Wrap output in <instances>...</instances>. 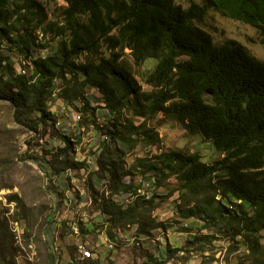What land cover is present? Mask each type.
Returning a JSON list of instances; mask_svg holds the SVG:
<instances>
[{"label":"trees","instance_id":"16d2710c","mask_svg":"<svg viewBox=\"0 0 264 264\" xmlns=\"http://www.w3.org/2000/svg\"><path fill=\"white\" fill-rule=\"evenodd\" d=\"M63 1L67 6L61 20L45 23L41 0H0V103L9 108L13 122L30 132L39 131L40 125L55 127L49 101L57 88L67 99L83 101L85 111L94 116L99 108L109 109L119 116L102 132L110 164L101 167L110 178L109 195L99 209L108 238L135 225L137 238L154 229L168 230L152 211L156 198L173 192L147 198L126 177L154 178L161 188L176 176L180 217L201 219L238 243L241 236L249 253L256 254L264 230V62L237 40L217 43L197 23L205 24L214 10L254 26L264 37V0H202L188 8L175 0ZM149 58L158 63L144 77L151 87L144 90L136 72ZM89 88L99 91L105 106L92 108L84 101ZM159 114L180 122L188 134L200 135L223 157L207 163L198 152L163 151L158 129L149 124ZM12 131L0 129V141ZM59 136L66 143L63 148L44 150V157L51 155L46 160L52 169L46 170L49 178L62 172L59 157L73 146L69 136ZM140 144L159 154L138 157L126 169L125 156ZM8 161L0 158V167ZM62 164L64 169H90L85 162ZM103 169L92 172L90 189L96 187L93 176L106 179ZM128 194L135 197L120 201ZM81 232L87 233L83 222ZM219 234L196 235L182 247L168 243L167 255L161 258L144 243V260L134 264H170L179 252L185 255L187 247L210 244ZM12 249L0 241V264H15L9 257ZM48 255L57 260L54 250Z\"/></svg>","mask_w":264,"mask_h":264},{"label":"rangeland","instance_id":"374dc122","mask_svg":"<svg viewBox=\"0 0 264 264\" xmlns=\"http://www.w3.org/2000/svg\"><path fill=\"white\" fill-rule=\"evenodd\" d=\"M175 1L184 8L190 7L192 3H203L202 0ZM41 2L44 5L45 23L61 20L67 6L65 1ZM197 25L211 33L221 45L230 40L241 42L264 62V37L254 26L223 17L214 10L209 11L205 24ZM38 34L43 38L42 33ZM126 58L132 62L129 53ZM82 59L91 60L85 56ZM157 63V59L149 58L136 72V78L144 90L151 88L145 83L144 77ZM23 72L26 70L23 69ZM60 90L59 88L57 92ZM86 91L88 93L84 101L89 102L92 108L105 106L99 91L90 88ZM60 92L62 96L56 93L49 101V107L56 118L55 127L40 125L37 132H30L13 122L9 108L0 103V129L13 130L6 141H0V158L12 160L10 163L8 161L9 164L6 163V167H0V241L2 247L6 243L13 246L9 257L15 264H82L79 245L93 248L96 254L93 260L95 264H134L144 260V243H148L155 250V255L161 258L167 255L168 243L174 245L173 248L182 247L196 235L211 231L219 234L216 226L208 225L201 219L180 217L177 200L181 192L177 190L179 181L176 176L157 188L154 184L152 187L147 185L148 181H155L154 178L148 180L136 174L126 177V180L133 182L139 189L138 192L153 195L173 192L170 196L156 198L157 207L152 211L158 221H163L170 227L168 230L154 229L151 234L137 238L135 225L126 229L123 238L113 241L108 238L107 228H103L105 217L99 209V204L109 195L106 180L110 178L109 172L101 167L103 164H110L108 156L104 155L102 132L108 121L119 115L102 107L94 116L85 111L83 101L67 99L65 93ZM127 115L128 112H125L124 117ZM149 124L158 129L163 141V151L198 152L207 163H213L224 155L200 135L188 134L180 122L166 118L163 114L150 120ZM63 133L70 137L73 146L59 157L57 167L62 172L49 178L46 170L52 172V169L46 160L51 155L44 157V150L63 148L66 143L59 136ZM155 154H159L155 148L140 144L125 156V168L128 169L138 157H152ZM65 160H70L71 163L85 162V166H90V169H64L62 162ZM100 168L107 177L99 180V177L93 176L96 187L94 190L90 189L88 181L92 172L101 170ZM57 192H64V198L61 199ZM220 198L221 195H217V199ZM46 218H50L48 224L45 222ZM81 222L87 233L81 232ZM101 234L102 244L95 245ZM219 235L210 244L187 247L186 254L184 255V251L179 252L170 264H264V230L259 232L262 247L254 255L249 253L241 236L236 239L238 243L226 235ZM137 241L140 245H136ZM109 243H113V247H109ZM52 250L61 257L58 263L48 255Z\"/></svg>","mask_w":264,"mask_h":264},{"label":"built area","instance_id":"2783aa9c","mask_svg":"<svg viewBox=\"0 0 264 264\" xmlns=\"http://www.w3.org/2000/svg\"><path fill=\"white\" fill-rule=\"evenodd\" d=\"M60 124H62V123H60ZM152 184H154V181H148L147 182V185L149 186V187H152ZM140 194H142V195H146V197H151L153 194H151V193H148V192H139ZM130 197V196H132V197H135V196H133V195H131V194H128V195H124V196H120V201H122V200H125V198L126 197ZM134 227V226H133ZM76 230V229H75ZM126 231L127 230H125V231H118L117 232V236H116V238L115 239H119V238H123L126 234ZM103 233V232H102ZM112 241H113V238H112ZM102 244V234H101V236H100V239L95 243V245H98V246H100ZM80 253H81V258L83 259V260H94L95 258H96V254H95V252H94V250H93V248H87L86 246H84L83 245V249H80ZM56 258H57V263H58V261H59V256H57V254H56Z\"/></svg>","mask_w":264,"mask_h":264},{"label":"bare ground","instance_id":"6f19581e","mask_svg":"<svg viewBox=\"0 0 264 264\" xmlns=\"http://www.w3.org/2000/svg\"><path fill=\"white\" fill-rule=\"evenodd\" d=\"M58 89H59V88H57V89L55 90L54 94H56V93H59V92H60V91H59V92H57V91H58ZM57 95H58V94H57ZM113 245H114L113 243H109V244H108V246H109V247H113ZM79 248H80V249H83V245H79Z\"/></svg>","mask_w":264,"mask_h":264},{"label":"crops","instance_id":"0c3cea01","mask_svg":"<svg viewBox=\"0 0 264 264\" xmlns=\"http://www.w3.org/2000/svg\"><path fill=\"white\" fill-rule=\"evenodd\" d=\"M104 239V238H103ZM172 246H174V245H172ZM152 251L154 252V254H156V252H155V250L152 248ZM84 261V260H83ZM86 261V260H85ZM72 262V261H71Z\"/></svg>","mask_w":264,"mask_h":264}]
</instances>
